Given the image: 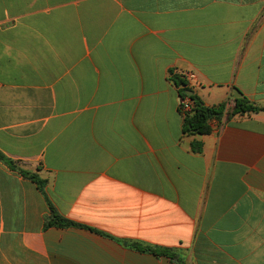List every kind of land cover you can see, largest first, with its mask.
Instances as JSON below:
<instances>
[{
  "label": "crops",
  "instance_id": "0c3cea01",
  "mask_svg": "<svg viewBox=\"0 0 264 264\" xmlns=\"http://www.w3.org/2000/svg\"><path fill=\"white\" fill-rule=\"evenodd\" d=\"M171 73L225 104L209 135ZM239 92L264 108V0H0V154L46 182L0 161V264H264V112L229 118Z\"/></svg>",
  "mask_w": 264,
  "mask_h": 264
},
{
  "label": "trees",
  "instance_id": "16d2710c",
  "mask_svg": "<svg viewBox=\"0 0 264 264\" xmlns=\"http://www.w3.org/2000/svg\"><path fill=\"white\" fill-rule=\"evenodd\" d=\"M170 80L173 85L178 89V94L180 100L188 99L191 102V109L187 112H182V106L179 104V111L183 117V134L188 137L194 136H206L212 132L211 123L213 121H220L224 111L225 104H219L217 106L208 107L203 104V102L193 93L191 97H187L185 95V91H191L190 88L186 85V82L177 76L176 74H172L170 76ZM184 86L183 89L180 86ZM264 112V108L257 107L248 102V100L239 92V98L235 99L234 106L232 110L229 111L228 117H234L235 115H244L250 113H260ZM202 142L197 140H193L190 143L191 152L194 154L202 153ZM0 161L4 163L10 170L17 171L22 177L28 178L32 182H34L38 188L42 191L45 185V181L39 179L35 174H30L26 171L18 169L14 163L10 160L5 159L0 154ZM51 209V217L46 222L45 227L49 226H57L60 228L74 226L72 222H69L59 215H57L52 208ZM148 252L158 255L165 256L169 259H173V255L169 250L165 249H147Z\"/></svg>",
  "mask_w": 264,
  "mask_h": 264
},
{
  "label": "built area",
  "instance_id": "2783aa9c",
  "mask_svg": "<svg viewBox=\"0 0 264 264\" xmlns=\"http://www.w3.org/2000/svg\"><path fill=\"white\" fill-rule=\"evenodd\" d=\"M180 105L182 106V112H187L191 109V102L188 99L180 100Z\"/></svg>",
  "mask_w": 264,
  "mask_h": 264
},
{
  "label": "water",
  "instance_id": "95a60500",
  "mask_svg": "<svg viewBox=\"0 0 264 264\" xmlns=\"http://www.w3.org/2000/svg\"><path fill=\"white\" fill-rule=\"evenodd\" d=\"M182 87V89H183V85L182 86H180V88ZM192 92L191 91H185V95L187 96V97H191L192 96Z\"/></svg>",
  "mask_w": 264,
  "mask_h": 264
}]
</instances>
